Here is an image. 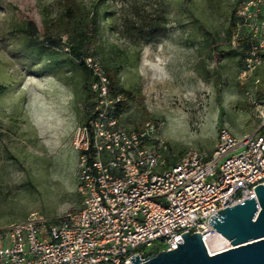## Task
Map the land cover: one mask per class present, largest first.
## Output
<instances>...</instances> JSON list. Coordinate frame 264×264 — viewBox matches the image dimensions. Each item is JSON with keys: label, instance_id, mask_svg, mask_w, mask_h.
Segmentation results:
<instances>
[{"label": "rangeland", "instance_id": "1", "mask_svg": "<svg viewBox=\"0 0 264 264\" xmlns=\"http://www.w3.org/2000/svg\"><path fill=\"white\" fill-rule=\"evenodd\" d=\"M239 2L0 0V229L81 209L74 139L107 68L134 97L120 125L155 124L167 160L191 150L209 160L222 128L238 139L264 133V69L238 79L245 47H233L231 19ZM92 21L98 34L83 65L70 49ZM151 24L161 35H150ZM27 52L33 68L48 66L44 77L24 72Z\"/></svg>", "mask_w": 264, "mask_h": 264}, {"label": "built area", "instance_id": "2", "mask_svg": "<svg viewBox=\"0 0 264 264\" xmlns=\"http://www.w3.org/2000/svg\"><path fill=\"white\" fill-rule=\"evenodd\" d=\"M242 42L238 79L249 83L264 69V0H240L232 45ZM97 79L93 116L74 139L81 209L58 220L33 213L0 229V264H132L176 250L184 234H200L210 257L232 250L209 221L227 200L232 208L257 199L264 133L238 139L222 128L209 160L193 150L167 160L157 126L122 127L115 116L121 99L110 96L104 74Z\"/></svg>", "mask_w": 264, "mask_h": 264}, {"label": "water", "instance_id": "3", "mask_svg": "<svg viewBox=\"0 0 264 264\" xmlns=\"http://www.w3.org/2000/svg\"><path fill=\"white\" fill-rule=\"evenodd\" d=\"M256 197L224 209L209 221L214 230L228 240L232 250L210 257L200 234H184V243L174 251L151 255L132 264H264V186L255 189Z\"/></svg>", "mask_w": 264, "mask_h": 264}, {"label": "trees", "instance_id": "4", "mask_svg": "<svg viewBox=\"0 0 264 264\" xmlns=\"http://www.w3.org/2000/svg\"><path fill=\"white\" fill-rule=\"evenodd\" d=\"M234 23H235V13L231 19L232 29H234ZM35 30H36L35 26L32 25L29 31V34L33 35ZM148 30L152 37H157L161 35V30L158 25L151 24L149 25ZM97 34H98V27H97L96 21H92L87 31L79 35L78 37L79 40H78L77 45H75L74 47L70 49V56H72V58L75 61L80 62L81 64L85 65L86 61L91 59L90 49L96 43ZM241 45L245 47V52H246V49H247L246 43L242 42ZM233 54H236V52H233ZM245 54L243 55L242 62L246 57ZM104 77L108 81L110 96L113 99H118V98L121 99V101L116 105V111H115V116L118 119L121 116L122 112L128 108L129 103L133 101L134 97L132 93L120 87L117 69H114V68L105 69ZM96 82H98V79ZM4 92H5V88L0 86V96Z\"/></svg>", "mask_w": 264, "mask_h": 264}, {"label": "bare ground", "instance_id": "5", "mask_svg": "<svg viewBox=\"0 0 264 264\" xmlns=\"http://www.w3.org/2000/svg\"><path fill=\"white\" fill-rule=\"evenodd\" d=\"M27 55H29V57L32 56L29 52H27ZM34 57L35 56H32L31 62L29 64L24 65L26 67V70L24 72L27 75H33L36 77H44V75L46 74V70L48 69V66L43 65V67L33 68L34 65L36 64V58H34ZM24 66H22V67H24Z\"/></svg>", "mask_w": 264, "mask_h": 264}, {"label": "crops", "instance_id": "6", "mask_svg": "<svg viewBox=\"0 0 264 264\" xmlns=\"http://www.w3.org/2000/svg\"><path fill=\"white\" fill-rule=\"evenodd\" d=\"M261 70H263V69H260V70L258 71V73H259ZM258 73H257V74H258Z\"/></svg>", "mask_w": 264, "mask_h": 264}]
</instances>
